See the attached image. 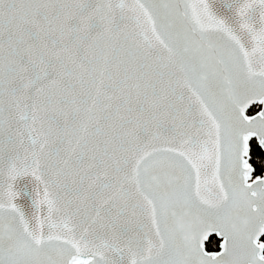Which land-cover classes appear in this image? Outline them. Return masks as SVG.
Wrapping results in <instances>:
<instances>
[{"label": "snow or ice", "instance_id": "obj_1", "mask_svg": "<svg viewBox=\"0 0 264 264\" xmlns=\"http://www.w3.org/2000/svg\"><path fill=\"white\" fill-rule=\"evenodd\" d=\"M257 100L264 0H0V264H264Z\"/></svg>", "mask_w": 264, "mask_h": 264}, {"label": "trees", "instance_id": "obj_2", "mask_svg": "<svg viewBox=\"0 0 264 264\" xmlns=\"http://www.w3.org/2000/svg\"><path fill=\"white\" fill-rule=\"evenodd\" d=\"M258 105H253L252 107H250V109L248 110V114L254 112L255 110L258 109ZM253 160H254V166L257 167V175L260 174L259 172V163H260V150L257 149L256 153L253 156ZM218 248V239L216 238V236L212 235L210 237V243H208L206 245V249L207 250H216Z\"/></svg>", "mask_w": 264, "mask_h": 264}, {"label": "water", "instance_id": "obj_3", "mask_svg": "<svg viewBox=\"0 0 264 264\" xmlns=\"http://www.w3.org/2000/svg\"><path fill=\"white\" fill-rule=\"evenodd\" d=\"M253 105H258L259 108H258L256 111H254L253 113H249V114L246 113L249 117H255V116H258L259 113H260L261 111H264V105L260 104L258 100H257L256 102H254L253 104H251V105L249 106L248 110H249L250 107H252ZM248 110H247V112H248ZM212 235L216 236V238L218 239V248H217L216 250H208V251H210V252H217V251H220L219 243L221 242V239H220V237H219L218 235H216V234H212Z\"/></svg>", "mask_w": 264, "mask_h": 264}]
</instances>
